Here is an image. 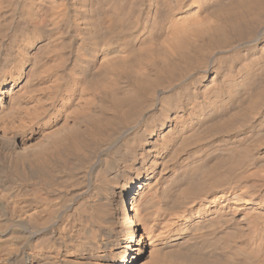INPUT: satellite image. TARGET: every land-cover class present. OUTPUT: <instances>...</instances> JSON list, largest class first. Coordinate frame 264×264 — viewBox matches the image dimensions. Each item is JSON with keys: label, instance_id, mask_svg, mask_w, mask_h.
I'll return each mask as SVG.
<instances>
[{"label": "bare ground", "instance_id": "obj_1", "mask_svg": "<svg viewBox=\"0 0 264 264\" xmlns=\"http://www.w3.org/2000/svg\"><path fill=\"white\" fill-rule=\"evenodd\" d=\"M0 264H264V0H0Z\"/></svg>", "mask_w": 264, "mask_h": 264}]
</instances>
